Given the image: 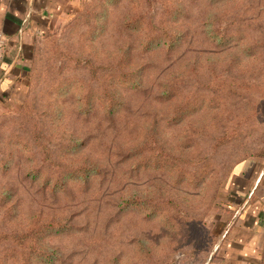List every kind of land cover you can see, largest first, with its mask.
<instances>
[{
    "label": "rangeland",
    "instance_id": "1",
    "mask_svg": "<svg viewBox=\"0 0 264 264\" xmlns=\"http://www.w3.org/2000/svg\"><path fill=\"white\" fill-rule=\"evenodd\" d=\"M71 2L0 101V264H211L264 164V0Z\"/></svg>",
    "mask_w": 264,
    "mask_h": 264
},
{
    "label": "crops",
    "instance_id": "2",
    "mask_svg": "<svg viewBox=\"0 0 264 264\" xmlns=\"http://www.w3.org/2000/svg\"><path fill=\"white\" fill-rule=\"evenodd\" d=\"M72 6L71 0H0V29L5 38L0 56V101L21 97L36 41ZM234 176L239 180L229 193L231 211L218 222L211 264H263L264 164L241 163Z\"/></svg>",
    "mask_w": 264,
    "mask_h": 264
},
{
    "label": "built area",
    "instance_id": "3",
    "mask_svg": "<svg viewBox=\"0 0 264 264\" xmlns=\"http://www.w3.org/2000/svg\"><path fill=\"white\" fill-rule=\"evenodd\" d=\"M4 44H5L4 34H3L2 30L0 29V56L3 53Z\"/></svg>",
    "mask_w": 264,
    "mask_h": 264
},
{
    "label": "trees",
    "instance_id": "4",
    "mask_svg": "<svg viewBox=\"0 0 264 264\" xmlns=\"http://www.w3.org/2000/svg\"><path fill=\"white\" fill-rule=\"evenodd\" d=\"M262 260H264V249L262 250Z\"/></svg>",
    "mask_w": 264,
    "mask_h": 264
}]
</instances>
